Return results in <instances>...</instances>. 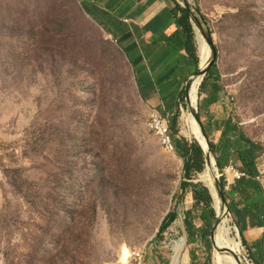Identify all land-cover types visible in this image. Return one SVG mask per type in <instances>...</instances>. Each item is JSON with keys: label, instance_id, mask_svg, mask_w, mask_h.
<instances>
[{"label": "rangeland", "instance_id": "obj_1", "mask_svg": "<svg viewBox=\"0 0 264 264\" xmlns=\"http://www.w3.org/2000/svg\"><path fill=\"white\" fill-rule=\"evenodd\" d=\"M191 2L212 39L234 117L263 148L261 167L264 0ZM120 48L79 0H0V264H129L135 249H145L149 264H173L183 239L182 264H215L222 228L215 201L197 207L191 188L182 192L184 159L165 152L148 128L149 109ZM189 97L173 132L206 149L203 133L182 134V108L196 114ZM209 167L214 179L222 174L214 153L202 173ZM202 173L187 182L208 188ZM220 181L237 234L230 189ZM172 210L177 219L159 235ZM240 235L239 259L264 264Z\"/></svg>", "mask_w": 264, "mask_h": 264}, {"label": "crops", "instance_id": "obj_2", "mask_svg": "<svg viewBox=\"0 0 264 264\" xmlns=\"http://www.w3.org/2000/svg\"><path fill=\"white\" fill-rule=\"evenodd\" d=\"M79 1L87 15L119 44L149 115L158 113L168 121L176 151L183 155L193 143L186 144L173 130L186 84L199 70L189 12L178 0ZM208 72L201 86L199 119L219 161L226 167L235 160L243 168L235 152L242 142L233 98L218 70ZM255 176L233 184L228 204L247 247L255 259L261 253L264 263V189Z\"/></svg>", "mask_w": 264, "mask_h": 264}, {"label": "bare ground", "instance_id": "obj_3", "mask_svg": "<svg viewBox=\"0 0 264 264\" xmlns=\"http://www.w3.org/2000/svg\"><path fill=\"white\" fill-rule=\"evenodd\" d=\"M190 4L195 5L191 0H187ZM198 20L201 22V16H198ZM203 27V25H202ZM204 28V27H203ZM203 28L196 27L197 30V45L202 58V69L211 62L213 58L212 49L207 42L206 36L203 32ZM203 77H194L192 79L190 90H189V99L191 101L192 111L196 112L198 106V90L202 83ZM199 97V96H198ZM190 106V107H191ZM182 134L189 137L190 134L194 135L197 138H202V132L197 123L196 114H192L190 111L182 108ZM197 120V121H196ZM213 159V158H212ZM214 160V159H213ZM215 165V164H214ZM213 177L211 167H209L204 173L201 174L200 179L206 183V185L211 189L215 199V206L217 213L222 218V228L218 234V238L214 242L215 245V264H247L243 263L239 257L243 254V243L241 240L240 231L236 228L237 234L231 225V219L227 216L228 210L226 209L223 200L220 196V187H219V176L215 175ZM233 223V222H232ZM186 247V240L183 239L181 242H177L174 247L175 257L173 264H182L183 250ZM244 261V260H243Z\"/></svg>", "mask_w": 264, "mask_h": 264}, {"label": "trees", "instance_id": "obj_4", "mask_svg": "<svg viewBox=\"0 0 264 264\" xmlns=\"http://www.w3.org/2000/svg\"><path fill=\"white\" fill-rule=\"evenodd\" d=\"M192 40H194V35L191 37ZM196 50V47H195ZM197 62L199 64V58L197 57ZM216 70L215 65H213L209 71ZM209 73V72H208ZM203 84V83H202ZM184 98V96H183ZM182 99V103H183ZM239 130V127H237ZM240 138H241V145H239L235 152L237 154V157L239 161L243 165V169L249 172L251 176H255L258 173V160L261 157V154L263 153V148L259 143H256L253 141L249 136L246 135L242 130H240ZM211 149L212 152L216 155L217 158V150L216 147L211 143ZM181 157L184 159V179L185 181L181 184V190L184 193L189 187L191 188L192 196H194L195 199V206H200L201 204H206V207H211L213 203V197L210 192V190L203 186L202 188L200 185L194 184L192 182H187L193 179L195 174L202 173L205 170L206 166V156L203 152V149L198 144V142H194L191 148H187L183 155ZM218 161V166L220 170H223L225 168V165ZM182 193V195H183ZM228 196V194L226 195ZM214 212V211H213ZM207 211H204L203 214V220L208 221L209 215L207 214ZM178 214L175 210L170 211L165 218L163 219V222L160 227L159 235H162L165 231L168 230V228L175 222L177 219ZM185 219L186 224L188 226V229L191 231V236L194 237V231L196 229V225L193 221V211L190 210L189 212L185 213Z\"/></svg>", "mask_w": 264, "mask_h": 264}, {"label": "built area", "instance_id": "obj_5", "mask_svg": "<svg viewBox=\"0 0 264 264\" xmlns=\"http://www.w3.org/2000/svg\"><path fill=\"white\" fill-rule=\"evenodd\" d=\"M147 126L159 137L165 152H176V145L172 137L169 123L164 117L158 113L152 114L148 120ZM250 176L249 172L240 167L235 160H231L222 170V174H220V177H224L227 181V189H231L233 184L244 178H249ZM255 179L261 183L264 189V165L258 168V174L255 176ZM129 264H149L145 249L133 250L130 255ZM247 264H256V262L251 259L247 261Z\"/></svg>", "mask_w": 264, "mask_h": 264}, {"label": "water", "instance_id": "obj_6", "mask_svg": "<svg viewBox=\"0 0 264 264\" xmlns=\"http://www.w3.org/2000/svg\"><path fill=\"white\" fill-rule=\"evenodd\" d=\"M181 3V2H180ZM181 5L189 12L190 16L192 17V20H193V23H194V30H195V36H196V41H197V30H196V27L198 26L199 28H203V32L206 36V39H207V42L209 43L211 49H212V54H213V58L211 60V62L206 66V68L202 69L200 66H199V70H198V73L195 74L194 76H192L189 81L187 82L186 84V88H185V94H186V100H187V94H188V91H189V88H190V85H191V82H192V79L196 76H203V80L206 76V74L208 73L209 69L213 66V64H215V60H216V53H215V50H214V47L212 46V39L208 33V31L206 30L205 26H204V23L201 21L198 20V16H200V10L198 9V7L196 5H192L190 4L187 0H182V3ZM202 19V18H201ZM203 25V27H202ZM202 80V82H203ZM196 118L198 120V122L200 123V126H201V129H202V133L206 139V145H207V148L205 149L203 147V145L199 142L198 144L201 146V148L203 149V152L206 156V161L208 163V165L210 164V160H211V154L213 153L212 152V149H211V142H209V138L207 137L205 131H204V128H203V125L199 119V116H198V112H196ZM220 178L219 177V187H220V196L222 197L221 199L223 200L224 202V205H225V202H226V198H225V191L223 189V186L221 184V181H220ZM209 188V187H208ZM210 189V188H209ZM211 191V189H210ZM212 194V197L214 199V196H213V193L211 192ZM215 201V199H214ZM218 222V221H217ZM216 227V225H215Z\"/></svg>", "mask_w": 264, "mask_h": 264}]
</instances>
